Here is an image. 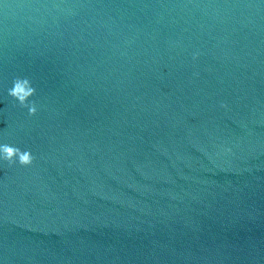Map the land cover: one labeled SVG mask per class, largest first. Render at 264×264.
<instances>
[{
  "label": "water",
  "instance_id": "95a60500",
  "mask_svg": "<svg viewBox=\"0 0 264 264\" xmlns=\"http://www.w3.org/2000/svg\"><path fill=\"white\" fill-rule=\"evenodd\" d=\"M4 2L0 262L264 264L261 0Z\"/></svg>",
  "mask_w": 264,
  "mask_h": 264
},
{
  "label": "clouds",
  "instance_id": "9594fccd",
  "mask_svg": "<svg viewBox=\"0 0 264 264\" xmlns=\"http://www.w3.org/2000/svg\"><path fill=\"white\" fill-rule=\"evenodd\" d=\"M261 3L264 4V0H261ZM60 5H40L37 3H32L28 5V10L35 16L41 8H53L60 9ZM0 10H3L5 14L15 17L19 11V6H14L10 3H5L4 0H0ZM21 83L20 78H16L13 81V87L8 90V95L16 101V103L24 108L29 114H35L38 110L36 101L31 100L30 98L36 94V89L31 87L30 83L28 90L24 94H20L18 85ZM33 157L29 152H22L19 148L8 144L0 143V161L6 162L9 165H15L17 163L22 165H29L32 162ZM3 264V262H0Z\"/></svg>",
  "mask_w": 264,
  "mask_h": 264
}]
</instances>
